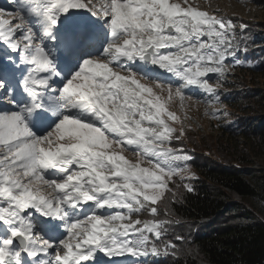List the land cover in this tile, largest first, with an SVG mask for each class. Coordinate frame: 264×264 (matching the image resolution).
Instances as JSON below:
<instances>
[{"label":"snow or ice","instance_id":"1","mask_svg":"<svg viewBox=\"0 0 264 264\" xmlns=\"http://www.w3.org/2000/svg\"><path fill=\"white\" fill-rule=\"evenodd\" d=\"M12 4L0 13V264L177 256L163 237L179 221L157 205L191 169L169 105L192 100L188 88L222 103L220 81L243 63L235 25L173 0Z\"/></svg>","mask_w":264,"mask_h":264},{"label":"trees","instance_id":"2","mask_svg":"<svg viewBox=\"0 0 264 264\" xmlns=\"http://www.w3.org/2000/svg\"><path fill=\"white\" fill-rule=\"evenodd\" d=\"M3 6L0 3V8ZM231 21L240 43L235 57L243 63L230 71L241 72L245 79L262 76L264 23ZM232 60L230 56L228 61ZM229 103L237 111L250 112L248 117L238 115L239 136L250 140L256 150H264V91L244 81L243 85L233 87L226 100ZM186 137L194 150V158L187 166L195 175L184 181L175 178L168 181L176 196L166 192L157 205L160 218H164L167 207L173 213L169 218L179 221L163 237L164 241L177 245L179 254L150 255L142 258L145 264H264V169L259 168L262 164L234 157L230 146L223 141L218 143V139H213L212 146ZM172 145L187 143L178 140L172 141ZM184 184H190L192 191H187ZM140 218L149 217L144 214ZM176 236L184 240H176ZM155 243L163 250L161 241ZM121 260L130 264L132 258L125 256Z\"/></svg>","mask_w":264,"mask_h":264},{"label":"rangeland","instance_id":"3","mask_svg":"<svg viewBox=\"0 0 264 264\" xmlns=\"http://www.w3.org/2000/svg\"><path fill=\"white\" fill-rule=\"evenodd\" d=\"M95 2L99 4L106 2V0H95ZM173 2L180 3L182 7L190 5L209 15H215L218 18L223 17L230 21L231 19H237L238 21L264 23V0H187V4H185V0H173ZM0 3H4V6L0 8V13H4L3 17L9 19L10 17H8L7 13L14 8L12 0H0ZM241 25L243 24L240 23ZM160 71L157 69V72ZM161 78H163L162 80H171L174 84L177 82L175 77H171L167 73L161 72ZM208 79L209 83L214 87L217 83L215 76L210 74ZM244 81L264 91V74L262 76L253 75L251 78L245 79L241 72L229 71L226 78L220 81L222 86L216 89L222 103L216 104L215 107L209 105V101L212 99L211 94L194 88L185 89V92L188 95H192L193 99H185L183 107H181L179 98L172 100L169 110L174 112L180 119L175 123L169 121V124L177 130V135H179V130L183 126L185 135L181 136L179 140L187 143L186 146H172L176 149H182L183 154H187L190 157L189 161L194 158V150H192L193 146L187 142L189 139L186 136L191 140L209 143L212 146L213 139H218V143L223 141L233 150L234 157H245V159L248 158L251 161H258L262 164V167L259 168L264 169V150H256L250 140L242 138L236 131L238 115L241 114L244 117H248L250 112L248 110L237 111V108L230 103L229 105L226 104L233 87L236 84L243 85ZM164 95L166 97L167 93L165 92ZM212 112L217 113L216 118L210 115ZM174 141L178 140L173 139ZM126 155H128L129 159H133L130 154ZM178 163L182 167L187 166L183 161H178ZM182 175L183 179H181V175L173 176V178L184 181L190 176H194L195 172L191 169L190 173H183ZM113 259L120 260L121 258L115 257Z\"/></svg>","mask_w":264,"mask_h":264}]
</instances>
